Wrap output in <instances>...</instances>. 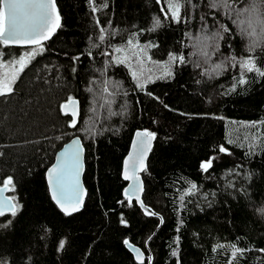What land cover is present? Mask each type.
Wrapping results in <instances>:
<instances>
[{"label":"trees","instance_id":"16d2710c","mask_svg":"<svg viewBox=\"0 0 264 264\" xmlns=\"http://www.w3.org/2000/svg\"><path fill=\"white\" fill-rule=\"evenodd\" d=\"M54 2L60 27L43 51L0 40L5 54L38 48L0 96V187L12 178L6 195L16 205L15 216H0V264H141L125 240L143 264H264V77L238 63L251 57L264 70V47L250 52L241 34L253 0H93L96 12L89 0ZM176 3L179 23L168 13ZM255 3L264 21V2ZM253 27L259 38L261 23ZM222 28L230 31L217 52L211 37ZM198 37H209L207 57ZM130 39L155 45L142 68L136 49L115 51ZM169 52L186 60L161 78ZM69 97L78 101L76 127L61 108ZM137 130L155 134L141 194L155 215L124 196L121 169ZM74 135L85 149V197L65 215L44 172ZM235 248L245 251L233 257Z\"/></svg>","mask_w":264,"mask_h":264},{"label":"snow or ice","instance_id":"6c2138e0","mask_svg":"<svg viewBox=\"0 0 264 264\" xmlns=\"http://www.w3.org/2000/svg\"><path fill=\"white\" fill-rule=\"evenodd\" d=\"M264 2V0H262ZM90 5L92 6V11L96 12L97 8L93 4V0H89ZM159 3V0H158ZM107 7V5H104ZM224 6H228L225 2ZM163 11V9H162ZM247 13V20L241 21L240 23H246L247 28H241V34L246 35L251 43L249 44V51L255 50L257 46L264 47V27H261V33L259 38L255 28L253 27L254 23H261L264 26V21L258 20L259 9L253 0V4L245 9ZM168 13H170V19L174 22H181V5L179 3L170 4L168 6ZM168 13H165V16H168ZM161 21L159 19H154L155 27H159ZM60 27V15L56 10V4L54 0H0V40L4 43H29L40 47L42 40H47L51 34ZM230 29L222 28L218 30L211 37L213 41V50L219 52L220 41L225 40V34L228 33ZM209 37L197 38L198 42H201L203 46L201 47L202 54L207 57L208 52L204 49L207 48V40ZM103 40V36H101ZM155 47L154 44H147L141 47L138 43H134V40H129L127 45L124 48L117 47L115 51L117 53L127 51L129 49H136L133 52L135 56L136 64L139 67H143L145 59L151 61V57L147 55V49ZM40 51H43V48L40 47ZM37 52L34 50L31 53L26 54V56L20 57L18 60L10 62V67H12L11 77H5L2 86H0V96H4L8 93L13 92L11 87L12 83H15L17 75L19 72H22L27 66L25 60H31L35 57ZM129 60V57L125 56L124 58H116V63L125 64ZM186 57L184 55H177L174 52H169L168 54V63L162 65L163 73L161 78H167L172 76V65L174 63L184 64ZM232 62H236V57L231 58ZM158 63V62H156ZM239 68L244 70L245 73L255 71L259 76L264 77V70L256 66L254 58H247L238 62ZM18 65V67H16ZM128 66L131 68V64ZM223 63H217L215 65L214 71L219 73L223 70ZM133 79L139 81V76L136 71H132ZM152 77L149 76L147 81H151ZM239 84H244L245 80L243 75L238 78ZM144 85L142 83H137V87L142 88ZM107 91V89H105ZM71 104L73 106L72 116L73 119L70 122L71 127H76L77 121L75 117L77 116V111L75 110L76 101L69 97L68 102L64 105H61V108L65 110L67 115V108ZM137 140L133 142V153L130 154L128 159L125 160V170H124V179L133 180L135 183L129 187L133 189V194H135V189L139 185V177L136 175L137 171H144V161L146 159L148 151L151 149V141L155 139V134L150 131H142L136 133ZM220 152H227V149L223 146L219 149ZM82 153L83 147L79 139H73L70 144H68L64 151L58 156L57 165L49 169L48 181L52 192V199L60 207L61 211L65 215H71L72 212L78 211L79 206L83 203V188L80 184V174L82 172ZM129 166L132 168V174L129 175ZM212 167V160H208L201 164V169L203 171H208ZM5 188L12 185L13 180L11 177L3 181ZM196 185L192 184V190L196 189ZM71 191L73 193L72 197L67 196V192ZM142 190V188H141ZM191 194V193H190ZM125 195L128 196V190H125ZM129 200L131 197H128ZM183 199V197H182ZM139 200V197H137ZM143 207V203L141 202ZM5 210L11 212L13 216L16 215V205L5 198L4 201H0V216L5 214ZM145 213L149 215H155V213L149 212L145 209ZM123 222V221H122ZM125 244H128V241H124ZM61 247H63V242H61ZM137 253V260L142 261V254L139 249H134ZM245 250L241 248H235L233 251V257H236L237 254H242ZM260 251H264L261 249ZM173 255H176V252H173ZM149 259H151L149 257ZM234 264V261L230 262Z\"/></svg>","mask_w":264,"mask_h":264},{"label":"water","instance_id":"95a60500","mask_svg":"<svg viewBox=\"0 0 264 264\" xmlns=\"http://www.w3.org/2000/svg\"><path fill=\"white\" fill-rule=\"evenodd\" d=\"M54 33V32H53ZM52 33V34H53ZM52 34H51V36H52ZM50 36V37H51ZM49 37V38H50ZM48 38V39H49ZM2 41V40H1ZM43 41H46V40H42L41 41V43L43 42ZM7 44H11V45H13V46H19V47H30V45L31 46H36V45H33V44H29V43H7ZM73 100H75L76 101V105H75V110L77 111V114H78V107H77V105H78V101L76 100V99H73ZM68 102V101H67ZM67 102H65V103H67ZM64 103V104H65ZM63 104V105H64ZM63 110V109H62ZM64 112H65V110H63ZM67 113H72V111H73V106L71 105V104H69V106H68V108H67ZM75 118H77V116L75 117ZM142 131H145V130H137V131H135L134 132V134H133V136H132V139H131V142L129 143L130 144V147H129V150H128V153L126 154V156H124V160H123V165H122V175H123V178H124V170H125V164H124V162H125V160L126 159H128V157L130 156V154H132L133 153V151H134V149H133V142L134 141H136L137 140V136H136V133L137 132H142ZM73 139H79L80 140V142H81V145H83L82 144V141H81V138L78 136V135H74L70 140H68L67 142H65L63 145H61L60 146V148L56 151V153H55V155H54V159H52L53 161H52V163H51V165L46 169V172H44L45 173V178H46V182H47V187H48V190H49V193H50V196H51V199H52V192H51V188H50V185H49V181H48V175H47V173H48V171H49V169L50 168H52L53 166H55V165H57V163H58V156L60 155V153L61 152H63L64 151V149H65V147L68 145V144H70L71 143V141L73 140ZM152 141H154V139L152 140ZM152 141H151V148H152V146H153V143H152ZM83 147V153H82V172H81V174H80V177H79V180H80V184H81V186H82V188H83V197H85V187H84V183H83V176H84V172L83 171H85V163H84V155H85V149H84V146H82ZM150 151H151V149L148 151V153H147V156H146V159H145V161H144V166H146V162H147V158H148V155H149V153H150ZM201 167V166H200ZM128 171H129V175H131L132 174V168H131V166H129V169H128ZM142 173H143V171H137L136 172V175L139 177V185L137 186V188L135 189V194H133V189H131L129 186L130 185H133L135 182L133 181V180H131V179H129V180H125L126 181V186H125V189H124V196H126L125 195V190H128V196H126V197H131V200H135L136 202H137V204L141 207V208H143L144 210L145 209H147L149 212H151V213H153L152 211H150L148 208H146L144 205H143V207L141 206V202H142V200H141V194H142V191H143V182H142ZM141 188H142V190H141ZM6 190H7V188H5V186H3V187H0V201H4L5 200V198H7L9 201H11V198L10 197H8L7 195H6ZM67 196H69V197H72L73 196V193L69 190L68 192H67ZM137 197H139V200H137ZM53 200V199H52ZM54 201V200H53ZM83 201H84V198H83ZM11 202H13V201H11ZM54 203L57 205V203L54 201ZM57 207L60 209V207L57 205ZM82 207H83V203H82V205H80L79 206V210H81L82 209ZM61 210V209H60ZM78 210V211H79ZM78 211H75V212H72V213H76V212H78ZM5 212H9V211H7V210H5ZM61 212H63V211H61ZM64 213V212H63ZM71 213V214H72ZM126 245V248H128L130 251H131V253H132V255H133V257H134V259H135V261H137V262H139V263H141V261H138L137 260V253H136V251H134V249H139V251H140V253L142 254V261H143V259H144V254H143V252H142V250L140 249V248H138V246H135V245H133V244H131V243H129L128 242V244H125Z\"/></svg>","mask_w":264,"mask_h":264},{"label":"rangeland","instance_id":"374dc122","mask_svg":"<svg viewBox=\"0 0 264 264\" xmlns=\"http://www.w3.org/2000/svg\"><path fill=\"white\" fill-rule=\"evenodd\" d=\"M34 50L37 52L38 48L32 47L28 51L23 52L22 54H20L18 56L15 54H12L10 52H6V54H5V51L4 52L0 51V86H2V83L4 82L6 75H7V77H11V75H12V67L9 66L10 62L18 60L20 57L26 56V54L31 53ZM4 54H5V56H4ZM28 62H29V60H25L26 64ZM16 67H18V65H16ZM19 73H18V75H19ZM18 75H17V77H18ZM12 85H13V83L11 84V87H12Z\"/></svg>","mask_w":264,"mask_h":264},{"label":"clouds","instance_id":"9594fccd","mask_svg":"<svg viewBox=\"0 0 264 264\" xmlns=\"http://www.w3.org/2000/svg\"><path fill=\"white\" fill-rule=\"evenodd\" d=\"M261 27H264V26L261 25Z\"/></svg>","mask_w":264,"mask_h":264}]
</instances>
